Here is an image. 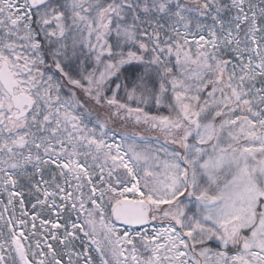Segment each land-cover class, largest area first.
<instances>
[{
	"label": "snow or ice",
	"instance_id": "obj_1",
	"mask_svg": "<svg viewBox=\"0 0 264 264\" xmlns=\"http://www.w3.org/2000/svg\"><path fill=\"white\" fill-rule=\"evenodd\" d=\"M0 264H264V0H0Z\"/></svg>",
	"mask_w": 264,
	"mask_h": 264
}]
</instances>
